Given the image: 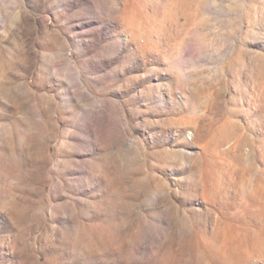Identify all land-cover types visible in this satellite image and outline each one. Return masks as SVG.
<instances>
[{"label": "rangeland", "instance_id": "374dc122", "mask_svg": "<svg viewBox=\"0 0 264 264\" xmlns=\"http://www.w3.org/2000/svg\"><path fill=\"white\" fill-rule=\"evenodd\" d=\"M0 264H264V0H0Z\"/></svg>", "mask_w": 264, "mask_h": 264}]
</instances>
